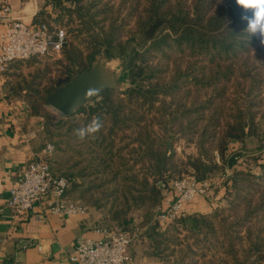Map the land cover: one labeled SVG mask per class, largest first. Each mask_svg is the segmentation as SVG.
<instances>
[{
  "label": "trees",
  "instance_id": "1",
  "mask_svg": "<svg viewBox=\"0 0 264 264\" xmlns=\"http://www.w3.org/2000/svg\"><path fill=\"white\" fill-rule=\"evenodd\" d=\"M66 1L45 0L32 23L57 25L49 22V5L78 14L76 34L86 33L88 54L70 61L64 79L50 81L29 114L45 117L46 94L99 53L124 57L121 79L130 85L102 90L73 115L42 122L43 139L55 146L53 172L75 177L71 192L100 210L104 223L131 230L137 215L150 224L173 179L228 171L211 212L190 214L182 228L148 225L147 251L168 264H264V152L253 157L259 174L238 166L247 136L262 134L264 43L244 31L243 10L235 0L229 7L218 0H72V9ZM95 116L103 128L80 140L75 129ZM180 140L196 152L176 156ZM182 229L187 234L178 242Z\"/></svg>",
  "mask_w": 264,
  "mask_h": 264
},
{
  "label": "built area",
  "instance_id": "2",
  "mask_svg": "<svg viewBox=\"0 0 264 264\" xmlns=\"http://www.w3.org/2000/svg\"><path fill=\"white\" fill-rule=\"evenodd\" d=\"M0 19L7 23L0 36V83L4 81L9 64L32 57L60 54L68 38L65 26L51 28L47 23L34 24L16 16L13 6L6 2L0 11ZM33 131L31 136H36ZM55 146L45 145L44 153L52 156ZM241 161L240 158L238 160ZM228 171L220 178L197 180L193 176L173 179L161 203L157 206L154 219L161 225L176 224L188 218L190 205L200 197H208L212 189L227 178ZM78 182L75 177L56 174L50 163L42 157L34 158L21 171L16 184L11 188L7 207L9 218L17 222L36 203L45 201L52 214H87L89 207L79 199H69L68 190ZM165 185L163 184V187ZM100 238H80L70 255L72 264H130L132 235L122 227H101Z\"/></svg>",
  "mask_w": 264,
  "mask_h": 264
},
{
  "label": "crops",
  "instance_id": "3",
  "mask_svg": "<svg viewBox=\"0 0 264 264\" xmlns=\"http://www.w3.org/2000/svg\"><path fill=\"white\" fill-rule=\"evenodd\" d=\"M6 2L13 6L16 16L33 22L45 0H0V11ZM6 27L7 23L0 19V36ZM5 81L6 76L0 83V264H72L70 255L78 239L103 236L97 231L106 227L103 215L91 207L87 214H52L48 204L42 201L17 222L9 218L10 190L28 163L44 154L48 140L43 139L39 130L43 126L42 117L30 115L21 107V100L11 102L5 91ZM33 131L37 132L36 136H31ZM251 171L260 173L259 167ZM217 187L215 204L211 203L212 206L203 211L205 204H193L197 198L190 205V213L211 212L220 203L217 198L224 194L222 183ZM67 196L74 199L69 193ZM131 256L130 264H168L149 251Z\"/></svg>",
  "mask_w": 264,
  "mask_h": 264
},
{
  "label": "rangeland",
  "instance_id": "4",
  "mask_svg": "<svg viewBox=\"0 0 264 264\" xmlns=\"http://www.w3.org/2000/svg\"><path fill=\"white\" fill-rule=\"evenodd\" d=\"M105 1L106 0H104L103 2L105 3ZM119 1L120 0H111V3L118 5ZM187 1L191 2L192 0H187ZM220 2L225 3L227 7H229V5L230 6L232 5V2H229L228 0H218V3ZM66 4L70 7V9H72L75 6L72 0L66 1ZM44 5L45 3L42 5V8L44 7ZM47 10L48 12H51L50 14L53 20V21H49L50 24L52 25L57 24L60 26H65L66 29L68 30V34H69L68 40L69 41H68L67 46L64 47V49L59 55L54 54L52 56L32 57L28 60H17V61L11 62L6 72V81L4 83V87H5L6 94L8 95V98L10 99L11 102H14V103H16V101L21 100L22 101L21 107L23 106V108H25L28 113L31 110L30 107L32 106V104L37 101H41L42 96H45L46 89L51 86V83H50L51 80H56L57 78L64 79L66 77V75L64 74L65 67L68 66V64H70V61L73 58L77 57L79 59H83L88 54V50L86 49L88 41L87 39L85 40L86 33L85 32L80 33L78 34L79 36L76 34L78 33L77 30H79V28L82 27L78 14L75 13L72 16H70L68 14V10L61 9L59 7H56L53 9L52 5H49ZM58 18L59 20H56ZM30 22L32 23V21ZM131 26L133 27V23H131V25L128 26L127 28L128 31H129V28H131ZM128 36H129V33L125 35L124 39H126ZM130 42H131V45L135 46L136 42L134 41H130ZM100 54L101 53L96 55L95 60ZM105 60H109V61L111 60L114 63V65H116V67L119 68L121 72H123V69L125 67L124 57H118V56L117 57H107L106 56ZM73 69L75 71L74 73H76L77 71H80L78 70V67H75ZM231 90H232V87L230 88V91ZM230 98L233 99V96H230ZM258 110H261L258 116L264 118V104L261 107H259ZM42 113L44 114L45 117L42 116L41 122L43 121L45 122V120L56 122L57 120H60L61 118L65 117V116H62L57 111H55L54 109H52L47 103L43 105ZM39 130L43 135L44 130H45L44 127H40ZM261 131H262V134L259 133L258 135L247 136L245 140V146L242 147L244 156L240 157L241 161L238 163V166L240 168L254 170L256 167H258V163H256L253 157L255 156V154H261L264 152V123L260 125V132ZM50 141L52 140L48 139V142ZM186 142H187L186 140H180L175 143L174 150H175L176 156L182 157L185 154L196 152L195 146L193 144L188 145ZM52 156H47L44 153L41 157L44 160L49 162ZM219 174L214 175L213 178H220L221 175ZM114 187L115 185L113 184L110 186V189ZM215 191H216V188H213L212 193L208 197H200L193 204L194 205L195 204L196 205L205 204L203 207L205 208V210L203 211H206V209L212 206L211 203L215 204V202L217 201L216 199H214ZM68 193L71 194L74 200L76 199L81 200L80 198H78L71 192V188L68 190ZM87 205L88 207L94 208L95 210H97L99 213L102 214L100 210L96 209L95 207H92L90 204H87ZM154 217H155V212L151 216L152 221H150V224L157 223L159 227L158 228L159 232L164 231L165 229H167L168 226L182 228V225L179 224V222L176 224H171L167 226L161 225L159 222H157L154 219ZM150 224H147L145 217H143L142 215L140 216L137 215L131 230L130 229L127 230L132 235V242L130 245V249L132 250V253L130 250L131 254L140 255L141 252L143 251L147 252L149 240L147 239L148 236L146 237L145 234H146L147 226ZM104 226L122 227L120 224L114 221H108L107 223H104ZM185 234H187V231L185 229H182L179 231V235L176 236L177 239L176 237L175 239L178 242H181L182 239L180 238H183ZM171 235L173 236L174 233L170 231L168 236H171ZM176 240L173 239V241H176Z\"/></svg>",
  "mask_w": 264,
  "mask_h": 264
},
{
  "label": "water",
  "instance_id": "5",
  "mask_svg": "<svg viewBox=\"0 0 264 264\" xmlns=\"http://www.w3.org/2000/svg\"><path fill=\"white\" fill-rule=\"evenodd\" d=\"M106 55L101 53L86 70L77 71L69 80L53 88L46 94V103L62 116H71L82 106L93 104L99 92L108 88L125 90L129 87L128 80H122V72ZM99 90L88 102L84 100L87 90ZM188 223L192 219L187 220Z\"/></svg>",
  "mask_w": 264,
  "mask_h": 264
},
{
  "label": "clouds",
  "instance_id": "6",
  "mask_svg": "<svg viewBox=\"0 0 264 264\" xmlns=\"http://www.w3.org/2000/svg\"><path fill=\"white\" fill-rule=\"evenodd\" d=\"M236 5L242 9L241 20L246 23L244 31L249 37L258 35L264 43V0H235ZM99 90L89 89L84 95L88 102ZM104 124L99 116L93 117L87 124L75 129V135L80 140L95 139Z\"/></svg>",
  "mask_w": 264,
  "mask_h": 264
}]
</instances>
